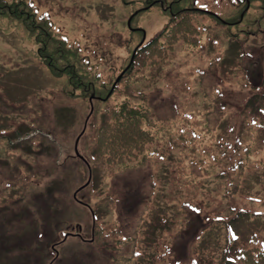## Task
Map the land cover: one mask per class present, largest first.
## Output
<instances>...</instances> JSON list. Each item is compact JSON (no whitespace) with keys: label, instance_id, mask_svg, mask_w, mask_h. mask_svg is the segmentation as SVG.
I'll return each mask as SVG.
<instances>
[{"label":"rangeland","instance_id":"1","mask_svg":"<svg viewBox=\"0 0 264 264\" xmlns=\"http://www.w3.org/2000/svg\"><path fill=\"white\" fill-rule=\"evenodd\" d=\"M23 1L51 12L83 56L76 69L92 83L72 85L68 68L61 60L50 65L27 24L0 14V264H123L132 238L138 264H212L235 257L239 246L263 247L264 163L243 149L230 150L250 163L232 177L233 195L217 168L190 179L183 154L190 145L161 122L144 160L102 165L96 150L99 129L118 115L114 107L138 108L142 92L154 102L155 120L175 107L192 114L199 131L220 123L211 151L241 135L249 142L258 125L245 108L264 101V0ZM174 21L186 29L169 42ZM195 26L208 31L188 47ZM258 132L264 136L263 126Z\"/></svg>","mask_w":264,"mask_h":264},{"label":"trees","instance_id":"2","mask_svg":"<svg viewBox=\"0 0 264 264\" xmlns=\"http://www.w3.org/2000/svg\"><path fill=\"white\" fill-rule=\"evenodd\" d=\"M8 1L9 0H0V14H4L7 18L10 17L27 24V28L29 30L28 32L33 36L36 35L37 39H39V43L42 45L40 52L48 55L47 61H49L50 65H53L51 61L59 63L61 60V62L68 68V76L70 77L72 85L78 86L79 88L86 86L89 87L92 82L87 81L85 76L80 74L82 71L76 69L78 68L76 64L77 60L81 59L83 56L79 58L81 54L78 53V49L71 44H67L69 43L68 38L63 37L58 27H56L54 20L48 15L51 12L44 11L43 13H40L39 9L36 7V3H27L23 0L11 3ZM199 15L201 14L199 13ZM193 18L196 21L198 20V17L194 16ZM182 22L187 25H192L191 19L187 16H184V21ZM182 26L183 24H178L176 21L172 22L168 26L166 34L169 42L173 38L183 34V31L186 28H183ZM195 29L197 32L196 42L191 40L195 44H190L188 47H195L196 44H201L204 38V33L208 31V28L203 26H195ZM186 31L187 33L189 32L188 30ZM58 35L62 36L56 37ZM230 41L233 43L236 42V40L231 39ZM158 46L159 45L156 44L150 50L145 52L144 57L149 56L148 54L153 52L152 50ZM161 52H164L162 48ZM139 58V61L134 62L137 66H141V64L138 63L142 59L141 57ZM93 78L98 81V77L93 76ZM102 85L104 86V84ZM101 90L107 91L108 87H103ZM140 95L142 96V104H140L143 107L142 110H140V105L138 108H135L134 106L131 107L127 102L122 107L115 106L113 110L114 113L118 111V115L114 116L112 120L110 119L107 127L99 129L96 157L102 165H118L121 166V168H124L125 165H130L132 161L137 162L138 160H142V158L150 155L146 148H148V146L156 139L154 130L157 131L159 127H162L159 125V122L164 124L168 130L172 131V133L175 132L179 134V136L186 140V142L190 145H186L187 149L184 150L183 154H186L189 157V163H191L189 166L191 175L190 179L193 181L200 180L198 175L199 172L205 174L206 171L211 168H217L214 169L215 174H222V176L229 177V191L231 195H233L235 189L234 180L236 178L232 179V177L243 173V171L248 169L250 166V163L245 164V158L247 157L248 159L250 157L251 160V157H253L255 164L264 163V136L260 137L258 132L259 126H263L264 128V117H261V113H264L263 100L257 101L258 99H256L254 100V106H250V103H248L247 108H245V110H249L253 113V125H258L255 132H251V135L248 136L251 137V140L247 142L245 136L241 135L236 138L234 144L227 142V147L223 146L222 151L218 152V150L211 151L209 147L213 145L211 142H213L216 138L214 133L222 129L220 123L217 126L218 122L213 124L212 121L208 128L205 127L206 130L204 129L203 131H199L197 129L198 127H195L194 123H192V119L189 118L192 114H186L188 116V120L184 121V117L187 116H181L182 113H178L175 107H167L164 110L163 115L159 113L161 120H155L154 116L156 115V112H154L152 107V103L154 102L151 103L147 94H143L142 92ZM178 117H180L178 122L179 124L176 121ZM230 127L233 129V126ZM242 129H244V127H242ZM16 130L18 131L20 128ZM14 133L17 135L16 132ZM147 144L149 145L147 146ZM189 147H193L194 150ZM231 149H233L232 153L243 149L244 156L246 157L242 155L236 157L230 152ZM197 151V155L200 156L199 158H197L195 154ZM256 152H259L258 157H256ZM207 155L212 157L213 161ZM128 169L129 168H126L122 171H126ZM201 177L202 175L200 178ZM155 187L156 186L153 185L146 194V196H150V199L156 194ZM96 208L97 207H94L93 209L97 214L98 211ZM140 223L147 225L148 222L145 220V213L141 215ZM150 224H152V220L149 225ZM96 228L97 226L95 229ZM137 231L139 232V229H137ZM127 242L132 243L134 247L130 248V251L124 249L125 253L128 255L123 256L121 261L124 262L123 264H138L139 261H136V259L140 256V252L137 250V241H134L132 238ZM230 242H234V240ZM123 243H120L122 248L128 244L124 245ZM232 247L234 248V245ZM237 250L238 251L235 257L225 256L221 260L217 261V263L214 262L212 264H264V246L248 249L244 248V246H239Z\"/></svg>","mask_w":264,"mask_h":264},{"label":"water","instance_id":"3","mask_svg":"<svg viewBox=\"0 0 264 264\" xmlns=\"http://www.w3.org/2000/svg\"><path fill=\"white\" fill-rule=\"evenodd\" d=\"M131 21H132V19H131V20H129V26H131Z\"/></svg>","mask_w":264,"mask_h":264}]
</instances>
